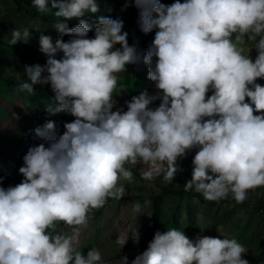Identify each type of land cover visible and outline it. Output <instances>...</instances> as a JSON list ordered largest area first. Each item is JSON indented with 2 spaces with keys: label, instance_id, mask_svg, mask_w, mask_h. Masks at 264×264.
<instances>
[{
  "label": "clouds",
  "instance_id": "1",
  "mask_svg": "<svg viewBox=\"0 0 264 264\" xmlns=\"http://www.w3.org/2000/svg\"><path fill=\"white\" fill-rule=\"evenodd\" d=\"M134 4L140 30L156 29L142 59L160 91L132 96L126 111L112 110L116 74L141 56L128 43L122 20L100 15L92 38L83 19L74 27L57 20L53 26L69 35L67 41L39 37L46 62L26 65L28 80L18 87L32 93L33 84H48L55 103L46 110L74 119L58 137L53 121L37 126L34 134L44 142L23 155V179L0 187V264H104L97 248L86 255L76 249V226H86L90 211L107 198L124 196L118 180L133 175L126 163L146 165L140 172L145 180L162 175L169 182L180 170L178 158L196 147L185 191L209 201L231 193L242 203L248 190L264 187V86L255 82L264 78V0ZM32 5L48 10V0ZM51 6L58 9L56 17L66 19L98 11L96 0H51ZM245 35L257 51L254 61L239 46ZM28 37V28H14L9 43ZM209 88L214 91L206 98ZM158 97V107H147ZM140 209L139 202L132 205L133 212ZM57 222L73 226L71 234L57 231ZM129 236L138 242L137 228L116 242L123 246ZM244 253L235 238L205 235L193 242L173 227L156 231L130 264H250ZM119 264H128L126 255Z\"/></svg>",
  "mask_w": 264,
  "mask_h": 264
},
{
  "label": "rangeland",
  "instance_id": "2",
  "mask_svg": "<svg viewBox=\"0 0 264 264\" xmlns=\"http://www.w3.org/2000/svg\"><path fill=\"white\" fill-rule=\"evenodd\" d=\"M123 1L127 3V8L112 11L106 16L123 21L122 31L128 33L127 41L130 45L136 46L141 59L136 63L126 64L125 69L116 74L117 86L113 93V111L117 109L126 111V101H130L132 96L142 91H147L149 95H156L160 91L156 89L155 82L147 77L148 66L142 59L154 38L156 29L149 33L142 32L138 24L139 9L135 6L134 0ZM160 2L168 5L174 0H160ZM47 6V11L40 12L27 0H0V35L4 41L8 43L14 28L21 30L28 28V39L36 38L38 42L41 35L50 36L53 43L57 38L67 41L70 38L68 34L58 33L53 26L57 20L64 21V18L54 15L58 9L51 6V0H48ZM28 13L34 16H28ZM233 41L235 42V34ZM251 45L252 41L247 40L245 35V42L239 46L243 54L254 61L257 51ZM115 47L120 46L117 44ZM1 56L4 60V71L19 82L20 66L15 54L4 48ZM39 56L43 60L47 58L41 51ZM60 56L62 53H58L56 58L59 59ZM155 59L153 57V64ZM255 82L264 86V78L258 77ZM37 84L48 89V93L32 94L24 90L17 93L0 83V153L22 158L29 146L44 142L34 134L33 130L37 126H42L48 120L53 121V135L58 137L65 130L63 124L74 119L72 115L63 111L48 112L45 106L55 103L52 99L53 93L48 84ZM160 102L158 97L147 107L155 109ZM197 150L194 147L187 151L194 156ZM177 163L180 170L176 172L172 181L165 182L162 175L154 177L161 185L181 191L163 199L158 231L164 232L168 228L175 227L183 231L193 242L205 235L221 239L223 236L235 238L245 248L243 258L249 260L250 264H264V211L261 212L255 205L264 198V187L248 190L247 198L242 203H237L231 193L217 201L205 200L200 193L184 190V183L187 180L183 173V161L178 158ZM126 165L137 173L147 167L140 164L126 163ZM157 181L145 180L134 175L130 180L123 178L118 180V185L123 184L125 187L124 196L119 200L107 198L102 207L90 211L86 226H76L79 227L76 249L86 255L90 248H97L104 264H119V259L125 255L130 262L136 250L144 246L149 238L152 226V198L160 193ZM136 202L141 205L140 212L132 211V205ZM189 205L190 219L187 215ZM72 227L57 222L56 230L71 234ZM136 228L139 232L138 242H133L130 236L123 246L116 242L118 235Z\"/></svg>",
  "mask_w": 264,
  "mask_h": 264
},
{
  "label": "trees",
  "instance_id": "3",
  "mask_svg": "<svg viewBox=\"0 0 264 264\" xmlns=\"http://www.w3.org/2000/svg\"><path fill=\"white\" fill-rule=\"evenodd\" d=\"M28 1L32 4V0H27V2ZM96 3L98 4V11L96 13H91V12L86 11L81 17H78V18L77 17H73L71 19L64 18V21L67 23L68 27L76 26L79 23V21L83 19L89 26V32L87 33V36L89 38H92L94 37L93 29L95 27V24H97L98 17L100 15L106 16L112 11L128 7L127 3H125L123 0H96ZM28 16H34V15H32V13H28ZM9 41L10 39L8 40V43H6L3 37L0 35V83L5 84L8 88L13 89L17 93H21L22 90H20L18 86L22 82L28 80V77L24 71L25 66L26 65L32 66L36 64L43 65L46 62V60L41 59V57L39 56L40 45H39L38 39L32 38V39H27L26 41L18 40L14 44H10ZM4 48L8 49L10 52H13L17 60L19 61V66H20V69H19L20 81L19 82L9 77V75L4 71V60L1 56V53L3 52ZM32 87H33L32 94L48 93V89L38 84H33ZM213 91H214L213 89L209 88V91L206 93V98L208 95H211ZM245 102H249L248 97H245ZM192 158H193V155L189 151H186V154L184 155V157L180 158L183 161V165H184L183 173H184L186 180L191 179ZM0 161H1L0 177L3 178V179H0V187L7 188L8 186H14L15 184L19 183L23 179L22 174L18 172L19 167L22 166L23 164L22 158L11 157L3 153H0ZM125 167L128 168L126 164H125ZM131 171L134 176L141 177L140 173H137L134 170H131ZM152 180L157 181L156 178H153ZM157 186H158V189L160 190V193L158 195L153 196L152 198V205H153L152 206V226L149 232V238L147 242L144 244V246L139 247L136 250V252L133 254L132 259H134L137 255L141 254L148 247V243L152 240L155 232L158 231L159 218L161 214V205L163 203V199L166 196L176 195V194L181 193V191L179 190L176 191L170 186L161 185L159 181H157ZM257 188H262V187H257ZM255 205L261 212H263L264 211V198L260 199V201H258ZM187 215H188V218L190 219V205H189V210L187 212ZM130 262H128V264H130Z\"/></svg>",
  "mask_w": 264,
  "mask_h": 264
}]
</instances>
